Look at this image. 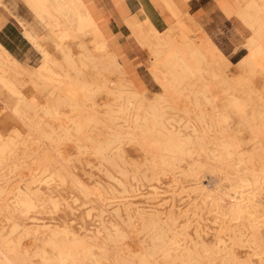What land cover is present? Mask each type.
<instances>
[{"label":"bare ground","instance_id":"bare-ground-1","mask_svg":"<svg viewBox=\"0 0 264 264\" xmlns=\"http://www.w3.org/2000/svg\"><path fill=\"white\" fill-rule=\"evenodd\" d=\"M20 1L41 62L0 41V264H264V0L236 74L189 0H113L152 92L95 0Z\"/></svg>","mask_w":264,"mask_h":264},{"label":"rangeland","instance_id":"rangeland-1","mask_svg":"<svg viewBox=\"0 0 264 264\" xmlns=\"http://www.w3.org/2000/svg\"><path fill=\"white\" fill-rule=\"evenodd\" d=\"M4 1L6 6L10 8V11L17 16L20 19L26 20L27 23L33 24L34 21L31 17V14L28 12L26 7L21 3L20 0H0ZM209 3V6L216 7L218 13H222L223 17L226 18L227 22L223 23L222 25H218L219 27L216 29V31H208L207 33L210 35V37L213 39V41L220 47V49L224 52L227 59L229 60V71L231 73L236 74L237 72V63L242 55L246 53L245 46L243 45L247 35L249 34V31L246 27L242 25V23L234 17V14H224V9L227 6H231L230 0H220L222 1L219 3V0H207ZM232 10L235 12L236 8L238 7V2L241 0H234ZM189 12V7L187 8ZM193 16V15H192ZM194 17V16H193ZM197 17V16H196ZM195 17V18H196ZM197 17L196 19H198ZM201 24L202 20L201 18L198 19ZM6 21H10L14 23L18 29H20L21 34V27L18 24V21L16 17H14L12 14H10L5 8L0 7V28L2 27L3 23ZM31 22V23H30ZM7 29V30H6ZM6 29L3 30L2 33H0V39L13 50L14 56L21 62H23L25 65L27 64L28 67H36L41 62V56L39 52L22 36H18L16 32L10 26L6 27ZM38 32L41 33V35H45L44 31L41 28H38ZM43 35V36H44ZM127 36V35H126ZM23 37V38H22ZM95 35H90L86 38V42L88 44L89 48H92L93 44L96 41ZM45 39V41H44ZM43 46L46 47V49L50 52L55 54L56 53V46L53 42L49 41V39L43 38V41H41ZM68 45L70 46L73 54L77 56V53L79 52L78 48V37L75 36V34H71V37L68 41ZM113 49H109V52L111 53ZM139 57L136 59H129L133 70H135L136 75L138 78L143 82V84L148 88L151 92L157 91V87L155 82L152 80L148 70L147 65L148 62V56L146 55L147 52L144 50L143 53H138ZM26 62V63H25ZM136 64V65H135ZM135 65V66H134ZM115 76L112 77L114 79ZM116 79V78H115ZM255 81V82H254ZM262 80L260 77H256L253 80V83L256 87H260ZM72 152V150H70ZM77 163V162H76ZM95 174V177L98 176V173L95 171L93 172Z\"/></svg>","mask_w":264,"mask_h":264},{"label":"crops","instance_id":"crops-1","mask_svg":"<svg viewBox=\"0 0 264 264\" xmlns=\"http://www.w3.org/2000/svg\"><path fill=\"white\" fill-rule=\"evenodd\" d=\"M95 1L97 2L98 5L102 6L103 8H105V10H108V12L110 13L109 15L111 17V20L110 23L108 24L109 28L111 29V32L115 36L116 40L118 41L126 57L129 58L130 60L139 57L138 53H143L144 49L141 48L136 43L133 37L127 35L128 29L125 27V25L122 22L118 20L119 18H121L119 16L118 10L116 9L115 6L113 9L112 6V4H114L113 0H95ZM115 1L118 3V6L121 8L122 11L127 10L129 11V13L132 14L133 12H136V10H139L140 0H115ZM230 1H231V6L225 7L224 14L225 13L234 14L232 10V6L235 1L234 0H230ZM221 2L222 1L219 0V3ZM208 3L209 2L207 0H189L188 2L189 13L194 17L197 16L201 18L202 25L204 26L207 32L216 31V29L223 23H226L227 20L225 17H223L222 13L220 14L217 12L216 7H211L209 6ZM156 14L159 21V26L161 25L160 28H163L165 24L163 17L159 14V12ZM7 26L8 27L10 26V28H12L18 36H21L20 29H18V27L10 21H6L5 23H3L2 27L0 28V33H2ZM0 41L14 54L13 50L5 43V41L3 42L2 39H0Z\"/></svg>","mask_w":264,"mask_h":264}]
</instances>
